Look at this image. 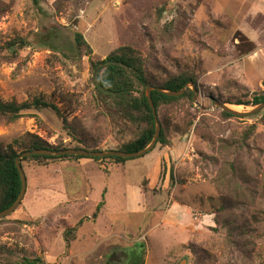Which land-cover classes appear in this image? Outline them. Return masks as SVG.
Instances as JSON below:
<instances>
[{"label": "rangeland", "instance_id": "1", "mask_svg": "<svg viewBox=\"0 0 264 264\" xmlns=\"http://www.w3.org/2000/svg\"><path fill=\"white\" fill-rule=\"evenodd\" d=\"M75 31L91 54L74 48ZM16 36L31 44L0 61V98L41 96L61 114L0 117L2 147L26 133L73 145L66 126L100 149L131 137L92 83L91 60L116 47L137 49L148 70L191 68L198 80L192 104L159 111L166 146L121 163L23 161L25 195L0 219V264H264V111L223 117L213 103L263 87L264 0H0V44Z\"/></svg>", "mask_w": 264, "mask_h": 264}, {"label": "trees", "instance_id": "2", "mask_svg": "<svg viewBox=\"0 0 264 264\" xmlns=\"http://www.w3.org/2000/svg\"><path fill=\"white\" fill-rule=\"evenodd\" d=\"M39 1L45 0H33L36 5ZM162 10L163 7L157 10L158 17L162 16ZM171 25L172 23L170 22L168 26ZM29 44H31V42L20 36H16L1 43L0 61L14 58L19 48L26 47ZM73 44L79 54L92 53L91 47L79 31H75L73 34ZM4 51L6 52L4 53ZM147 62V59L143 57L137 49L130 45L116 47L106 54L104 58L91 60L90 69L94 90L98 95L111 99L113 103L120 108L125 118H128L126 121L135 127L133 135L118 142L115 147L100 149L96 146V141L90 140V138L88 139L84 133L71 126L64 127L66 129H71L69 136L71 140L74 141L73 145L62 143L52 145L32 133H26L20 140H14L13 144L15 147L13 145L7 147H2L0 145V211L10 206L19 194L21 182L15 167L14 158L22 152L34 149L64 150L68 148H83L91 151L119 150L124 152H135L144 148L151 141L154 134V120L144 94L145 87L147 85H153L170 90H180L188 81H191L196 86L198 76L191 68L180 69V67H178L175 70H158L157 68H153L154 70H148ZM151 98L161 126L156 144L166 146L169 141L159 111L163 107H169L178 102L192 104V90L186 87L183 94L179 96H166L160 92L151 90ZM224 102L245 106H254L264 102V83L263 87L253 92L251 97L247 100H241L235 97L227 98ZM46 109L53 110L58 115L61 114L60 110L51 99H46L41 96L22 102H16L14 100L4 101L0 98V117L8 121L16 120L29 110L41 111ZM261 111H264V109ZM221 114L223 117H233V115L224 111H222ZM60 117L62 121L66 123L65 117L63 115ZM128 129V127L123 126L121 132H126ZM248 134L249 131L245 132L243 138ZM81 158H89L94 161L109 159L115 163H121L129 159L120 156H105L99 158L74 154L59 156L30 155L22 158L20 164L23 168V161L26 159H31L40 165H45L53 160H77ZM99 208L100 203L97 205L93 216L96 215ZM78 223H81V220L78 221ZM65 233L64 237L67 243L73 238V231L67 230ZM114 251L116 250H113V256L115 255ZM23 262L25 264H45L43 260L38 257L24 258ZM130 264H143V257L137 255Z\"/></svg>", "mask_w": 264, "mask_h": 264}, {"label": "water", "instance_id": "3", "mask_svg": "<svg viewBox=\"0 0 264 264\" xmlns=\"http://www.w3.org/2000/svg\"><path fill=\"white\" fill-rule=\"evenodd\" d=\"M186 87L191 88L192 99L194 100L196 86L191 81L186 82L180 90H170L166 88L156 87L153 85H147L145 87L144 94L148 102L149 108L151 109V113H152L153 120H154V134H153L151 141L141 150H138L135 152H124V151H119V150L91 151V150H86L83 148H77V149L68 148L64 150L34 149V150L22 152L18 154L17 156H15L14 163L18 171L20 182H21L20 191L15 201L10 206L0 211V219L13 213L15 209L19 206V204L21 203V200L23 199L25 195L27 181H26L25 172L20 164V160L22 158L26 156H30V155L59 156V155H73L74 154V155H81V156H86V157L89 156V157H99V158H102L105 156H120V157H125V158H131V157H138V156L144 155L145 153L149 152L156 144L159 133H160V129H161L160 122L158 120V117H157V114H156V111L153 105V101L151 98V90H155L166 96H179L183 94ZM213 103L216 104L218 107H220L222 111L229 113L233 116L251 115V114L257 113L261 111L262 109H264V102L256 104L254 105V107L246 111L236 110L232 108L228 103H225V102H216L213 100ZM178 264H186V259L185 258L182 259Z\"/></svg>", "mask_w": 264, "mask_h": 264}]
</instances>
